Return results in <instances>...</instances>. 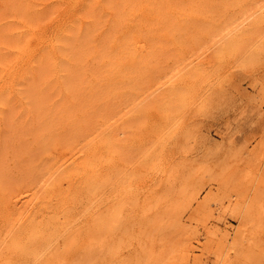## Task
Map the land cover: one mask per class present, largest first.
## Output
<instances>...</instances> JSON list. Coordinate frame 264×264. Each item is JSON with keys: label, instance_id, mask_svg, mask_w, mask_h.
I'll return each instance as SVG.
<instances>
[{"label": "rangeland", "instance_id": "rangeland-1", "mask_svg": "<svg viewBox=\"0 0 264 264\" xmlns=\"http://www.w3.org/2000/svg\"><path fill=\"white\" fill-rule=\"evenodd\" d=\"M76 2L0 0V264H264V0Z\"/></svg>", "mask_w": 264, "mask_h": 264}, {"label": "bare ground", "instance_id": "bare-ground-1", "mask_svg": "<svg viewBox=\"0 0 264 264\" xmlns=\"http://www.w3.org/2000/svg\"><path fill=\"white\" fill-rule=\"evenodd\" d=\"M76 1V0H75ZM78 1V3H79V0H77ZM87 1V0H86ZM67 3V2H66ZM77 3V2H76ZM77 3V4H78ZM77 4H75V5H77ZM68 5V4H67ZM74 5V7H76ZM85 5H87V3L85 4ZM88 6V5H87ZM87 6H85V7H87ZM90 6V5H89ZM82 11V10H81ZM86 11V10H85ZM147 12V11H146ZM70 13V12H69ZM65 16V15H64ZM14 18H16V17H14ZM249 18H251V17H249ZM61 19V18H60ZM151 19H153V18H151ZM52 20V19H51ZM61 20H63V19H61ZM75 20L76 21H79V22H81L82 20H81V18L80 17H76L75 18ZM15 21V20H14ZM64 21V20H63ZM9 22H11V21H9ZM58 22V24H59V21H57ZM75 22V21H74ZM89 22V21H88ZM56 23V22H55ZM245 23H247V22H245ZM245 23H242V25L243 24H245ZM57 24V23H56ZM61 24V23H60ZM82 25V24H81ZM58 26V25H57ZM72 26V25H71ZM59 27V26H58ZM68 27V26H67ZM260 27V26H259ZM23 28H25V27H23ZM82 28V27H81ZM51 29V28H50ZM53 31V30H52ZM61 31V30H60ZM38 32V31H37ZM46 34V33H45ZM52 34V33H51ZM62 34V33H61ZM27 36V35H26ZM38 37V36H37ZM36 37V38H37ZM53 37V36H52ZM39 38V37H38ZM44 39V38H43ZM47 39V38H46ZM49 39H50V36H49ZM49 39H48V41H49ZM37 40V39H36ZM54 40V39H53ZM50 42V41H49ZM41 43V42H40ZM56 41H53L52 42V44H51V50L50 51H48L49 52V54L51 55V57H53L54 58V60L56 61L55 63H54V66H55V69H56V73H57V77H58V79L60 80V78H61V75H60V70H59V68H60V66H61V61H60V59H61V55H60V52H59V49H58V47L56 46ZM34 44V43H33ZM32 44V47L34 46ZM28 45H29V43H28ZM45 46V45H44ZM46 46H49V45H46ZM37 47V46H36ZM49 48V47H48ZM44 49V48H43ZM9 50V49H8ZM26 50V49H25ZM42 50V49H41ZM7 52V51H6ZM12 52V51H11ZM34 52V51H33ZM22 53V52H21ZM24 53V52H23ZM18 54V53H17ZM20 54V53H19ZM39 55V54H38ZM49 57V56H48ZM22 59V58H21ZM6 93L10 96V94L12 93V91H7L6 90V92L4 91V90H0V95H6ZM16 94V93H15ZM28 124V123H27ZM33 124V123H32ZM35 124V123H34ZM63 168V167H62ZM93 209V208H92ZM91 210V209H90ZM24 213V212H23ZM79 214V213H78Z\"/></svg>", "mask_w": 264, "mask_h": 264}]
</instances>
